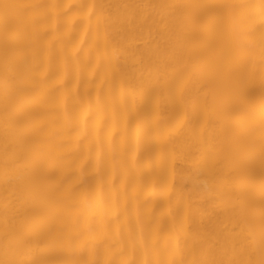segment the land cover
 Returning a JSON list of instances; mask_svg holds the SVG:
<instances>
[{
	"label": "bare ground",
	"instance_id": "obj_1",
	"mask_svg": "<svg viewBox=\"0 0 264 264\" xmlns=\"http://www.w3.org/2000/svg\"><path fill=\"white\" fill-rule=\"evenodd\" d=\"M0 264H264V0H0Z\"/></svg>",
	"mask_w": 264,
	"mask_h": 264
}]
</instances>
